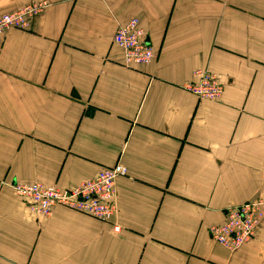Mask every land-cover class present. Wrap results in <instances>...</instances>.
Returning a JSON list of instances; mask_svg holds the SVG:
<instances>
[{"label": "crops", "instance_id": "obj_1", "mask_svg": "<svg viewBox=\"0 0 264 264\" xmlns=\"http://www.w3.org/2000/svg\"><path fill=\"white\" fill-rule=\"evenodd\" d=\"M44 3L0 44V264H264V219L234 252L208 226L264 188V0ZM137 18L153 50L125 64L112 42ZM205 68L218 100L185 90ZM121 161L108 222L34 216L10 188H68Z\"/></svg>", "mask_w": 264, "mask_h": 264}, {"label": "built area", "instance_id": "obj_2", "mask_svg": "<svg viewBox=\"0 0 264 264\" xmlns=\"http://www.w3.org/2000/svg\"><path fill=\"white\" fill-rule=\"evenodd\" d=\"M43 4L32 2L1 15L0 40L3 32L9 27H27L29 19L41 10ZM113 42L122 50L126 63H144L153 56L152 48L147 45L145 37L143 38L137 18H131L126 23L119 25L114 31ZM194 74L197 79L188 86L189 90L206 98L220 97L222 86L218 83L215 75H210L207 70H197ZM116 166L103 168L94 179L83 182L71 190L60 191L54 188L57 190L54 195L58 196L60 201L63 200L62 202H69L70 208L83 211L96 218L106 216L109 218L114 211V209L110 210V198L112 194L114 195V186H111V183L113 175L118 173L115 171ZM27 189L29 194L34 196L32 194L34 189L32 187ZM72 190L74 193L69 194ZM33 198L38 204L36 210L44 213L49 211V207L54 201L53 197L44 194L35 195ZM43 202L45 203L40 205ZM254 206L256 207L245 205L242 209L232 211L224 224L213 228V237L230 249L236 248L252 234L254 224L264 211V196ZM235 237L239 239L238 243L234 242Z\"/></svg>", "mask_w": 264, "mask_h": 264}, {"label": "rangeland", "instance_id": "obj_3", "mask_svg": "<svg viewBox=\"0 0 264 264\" xmlns=\"http://www.w3.org/2000/svg\"><path fill=\"white\" fill-rule=\"evenodd\" d=\"M20 8V7H19ZM19 8H17V9H19ZM17 9H15V10H17ZM12 11H14V10H12ZM12 11H9V12H6V13H10V12H12ZM6 13H2V14H0V16L1 15H3V14H6ZM36 15V14H35ZM34 15V16H35ZM33 18V16L29 19V24H30V21H31V19ZM133 18H135V17H133ZM138 20V19H137ZM127 22V21H126ZM125 22V23H126ZM29 24H28V26H29ZM124 24V23H123ZM121 25V24H120ZM138 25H139V22H138ZM28 26L27 27H25V28H17V27H9L8 29H6L5 31H7V30H9V29H12V28H17V29H27L28 28ZM119 26V25H118ZM117 26V27H118ZM116 27V28H117ZM140 27V26H139ZM140 29H141V27H140ZM116 30V29H115ZM4 31V32H5ZM141 31H142V29H141ZM4 32H3V34H4ZM142 33H143V31H142ZM3 34L1 35V40H0V44H1V42H2V37H3ZM114 34V33H113ZM143 38H144V34H143ZM112 42H113V36H112ZM113 44H114V42H113ZM115 45V44H114ZM149 47H151L149 44H147ZM117 47V46H116ZM117 48H119V47H117ZM120 49V48H119ZM121 50V49H120ZM122 51V50H121ZM153 51V50H152ZM123 53V52H122ZM152 55H154V53H152ZM153 57V56H152ZM123 59H124V56H123ZM152 59V58H151ZM151 59L149 60V61H144V63H139V64H147V63H149L150 61H151ZM124 62H125V60H124ZM125 64H137V63H126L125 62ZM197 70H207V69H205V68H198V69H196V70H194L193 71V79L191 80V81H189V82H187V83H185L184 84V88H185V90L186 91H188L189 93H191L192 95H194L195 97H197L198 99H209V100H218V99H220L221 97H222V95H223V90H224V85H223V83H222V81L220 80V78H219V75L218 74H216V73H214V72H211V71H209V70H207L208 71V73L210 74V75H215L216 77H217V80H218V83L222 86L221 87V89H222V91H221V94H220V97L218 96V97H216V98H206V97H202L201 95H197V94H195V93H193L191 90H189V88H188V86L190 85V84H192V83H194L195 81H196V76H195V74H194V72L195 71H197ZM115 165H117L116 166V169H115V171L116 172H118L116 175H113V177H112V183H111V186H114V195L112 194V196H111V198H110V210L112 211L113 209H114V211H113V213H112V215L109 217V218H107V216L106 217H102V218H96V217H93V216H91V215H89V214H87V213H85V212H83V211H80V210H77V209H73V208H70L71 206L69 205V202H67V201H64V202H62V201H60V199H58L57 197L58 196H56V195H54L55 194V192L57 191V190H60V191H65V190H71V189H73V188H75V187H78L79 185H81V183H83V182H87V181H90V180H92V179H94L96 176H97V174H98V172L100 171V170H102L103 168H110V167H114ZM121 165V166H120ZM118 166H120V167H118ZM127 174V167L124 165V164H122V162L121 161H117V162H115L114 164H112V165H109V166H103V167H100L99 169H98V171L93 175V176H91V177H88V178H86V179H84V180H82V181H80L79 183H77L76 185H74V186H71V187H68V188H64V187H59V186H57V185H47V184H42L41 182H38V181H32V182H13V183H11V184H9L10 185V188L12 189V191H13V193L16 195V196H18V197H20V199L22 200V202L26 205V207H27V209L34 215V216H36V217H46V216H49V215H51L52 214V212H53V210H54V208H56V207H62V208H65V209H68V210H72V211H75V212H78V213H83V214H85V215H88V216H90V217H93L94 219H97L98 221H101V222H108L111 218H112V216L114 215V213H115V210H116V188H115V183H116V181H117V179L118 178H120V177H123V176H125ZM28 187H32L33 189H34V192L32 193L34 196L36 195V196H38L39 194H44L45 196H49V197H53V202L51 203V205H50V207H49V211L48 212H42V211H37L36 209V205H38L37 204V202H35L33 199V197L34 196H31L30 194H29V191H28ZM54 188H56V189H54ZM74 193V190H72L69 194H73ZM264 196V188H261V189H258L250 198H248V199H246L245 201H243V202H241V203H239V204H235V205H231V206H228L226 209H225V219H224V221L223 222H221V223H218V224H212V225H209L208 226V234H209V238L214 242V243H216V244H218V245H220L221 247H223V248H225L226 249V251H229V252H234V251H236V250H238L244 243H246L247 241H249L250 239H252L254 236H255V233H256V230H257V228L259 227V225H260V223H261V221L264 219V211H262V215L258 218V221L254 224V227H253V232H252V234L246 239V240H244L241 244H239L236 248H234V249H230L229 247H227V246H225V245H223L222 243H220L219 241H217L214 237H213V228L214 227H219V226H221L222 224H224L226 221H227V219H228V217H229V215H230V213L232 212V211H236V210H238V209H242L245 205H250L251 207H256V206H254V204L256 203V202H258L262 197ZM45 202H43V203H40V205H42V204H44ZM234 242L235 243H238L239 242V239L237 238V237H235L234 238Z\"/></svg>", "mask_w": 264, "mask_h": 264}]
</instances>
